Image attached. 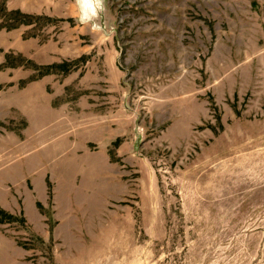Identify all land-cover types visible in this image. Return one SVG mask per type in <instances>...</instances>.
Returning a JSON list of instances; mask_svg holds the SVG:
<instances>
[{"label":"rangeland","instance_id":"1","mask_svg":"<svg viewBox=\"0 0 264 264\" xmlns=\"http://www.w3.org/2000/svg\"><path fill=\"white\" fill-rule=\"evenodd\" d=\"M0 264H264V0H0Z\"/></svg>","mask_w":264,"mask_h":264},{"label":"crops","instance_id":"2","mask_svg":"<svg viewBox=\"0 0 264 264\" xmlns=\"http://www.w3.org/2000/svg\"><path fill=\"white\" fill-rule=\"evenodd\" d=\"M45 90V84H42L40 87V90L38 91H31L32 93H25L26 96H23L25 98V101L29 103V99L33 101L31 103V106L28 108V115L33 116L34 122H32L30 131H36L34 135H37V139L35 143H32V147L34 145H38L40 142L51 136L52 134L60 131V127H64L62 125V121L58 119V114L61 113V111H53L47 104H42V106L38 105L37 107L35 105L36 101L39 102L40 97L44 95ZM55 99V98H54ZM53 99V101H54ZM24 101V102H25ZM40 103V102H39ZM58 113V114H57ZM28 133V132H27ZM37 143V144H36ZM31 147V148H32ZM50 169L53 175L55 177L59 175V167L56 166V163L48 164L47 165ZM64 170V172H63ZM61 176H64L59 181L56 180V186L57 191H60L59 193L62 194L65 198L68 196L70 197L69 200L63 204L59 205V211L61 214H67V215H73V213L78 211H84L89 209L90 205L89 203H82L80 194L75 190L73 182L69 179L71 172L68 166H66V169H63ZM39 173L43 171V169L39 168ZM69 177V178H68Z\"/></svg>","mask_w":264,"mask_h":264},{"label":"clouds","instance_id":"3","mask_svg":"<svg viewBox=\"0 0 264 264\" xmlns=\"http://www.w3.org/2000/svg\"><path fill=\"white\" fill-rule=\"evenodd\" d=\"M86 2H87V0H86ZM96 3H97V5H99V6L102 7V0H96ZM89 6H90V5H89Z\"/></svg>","mask_w":264,"mask_h":264}]
</instances>
